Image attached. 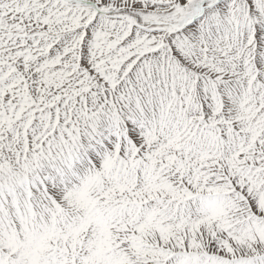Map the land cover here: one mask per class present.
<instances>
[{
  "label": "snow or ice",
  "instance_id": "obj_1",
  "mask_svg": "<svg viewBox=\"0 0 264 264\" xmlns=\"http://www.w3.org/2000/svg\"><path fill=\"white\" fill-rule=\"evenodd\" d=\"M0 264H264V0H0Z\"/></svg>",
  "mask_w": 264,
  "mask_h": 264
}]
</instances>
